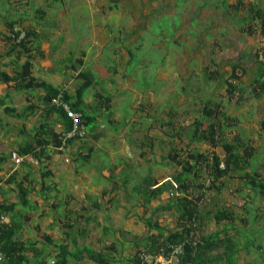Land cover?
I'll return each instance as SVG.
<instances>
[{
	"label": "rangeland",
	"instance_id": "374dc122",
	"mask_svg": "<svg viewBox=\"0 0 264 264\" xmlns=\"http://www.w3.org/2000/svg\"><path fill=\"white\" fill-rule=\"evenodd\" d=\"M237 1L0 0L1 68H13L9 57L16 53L6 55L7 20L17 19L18 25L40 31L33 38L43 49L33 65L38 78L70 93L81 81L76 77L80 70L93 71L96 79L84 97L96 113L94 129L86 127V134L68 146H49L41 159L24 156L25 162H16L12 152L19 155V145L33 142V127L44 114L39 98L43 91L13 92L12 82L1 88V94L13 93L10 102L17 111L29 102L38 105L26 119L0 107V157L6 156L0 160V186L5 190L0 200L17 201L19 181L32 187V204L19 206L24 222L19 237L33 241L30 258L53 264L59 245L65 244L71 250L87 246L102 252L106 264L126 261L145 249L132 241L158 232L148 220L164 226V234L179 227L178 208L164 206L187 196L200 212L195 239L232 223L228 231L239 246L236 261L264 264V195L252 190L238 170L213 185L208 164L213 153L223 157L224 149L189 137L196 119L202 127L210 121L203 115L204 106L219 102L226 113L221 121L227 139L245 141L252 154L248 171L264 180V94L258 98L252 92L256 78L264 74V40L245 6L235 8ZM243 1L264 8V0ZM234 65L239 78L229 93L225 79ZM97 93L110 97L109 119ZM52 117L48 121L60 132L62 124ZM173 147L181 160L189 151L204 153L207 159L197 175L189 174L187 190L174 182L145 203L136 191L144 177L151 175L160 184L181 170L165 157ZM13 171L16 178L6 182ZM41 193L49 194L48 199ZM221 207L232 211L230 221L214 220L212 214ZM68 263L98 264L85 251L77 261L69 257Z\"/></svg>",
	"mask_w": 264,
	"mask_h": 264
},
{
	"label": "trees",
	"instance_id": "16d2710c",
	"mask_svg": "<svg viewBox=\"0 0 264 264\" xmlns=\"http://www.w3.org/2000/svg\"><path fill=\"white\" fill-rule=\"evenodd\" d=\"M241 6H245L250 14L249 18L254 20L255 24L259 26L260 33L264 40V8L254 1L246 3L243 0H238L235 4V8L238 9ZM7 25L10 33L6 35L9 42V50L6 52V55L10 56L14 52L16 55L14 58L10 57L13 62L11 72L0 67V82H12L13 92L22 90L30 92L34 89H41L43 94H41L39 98L45 105L44 114L41 115L42 122L34 125L33 142L19 145L17 150L20 155L31 154L34 158L41 159L46 154L50 145H53L54 148L58 149L66 145L68 146L78 138L75 136L65 137L64 135L72 128V120L67 116L62 107L56 106L52 103V98L58 93L62 95L64 101L67 102L72 109L81 114V122L85 127H89V130L94 129L96 113L91 112L87 108L84 97L86 90L91 87L93 81L96 80L95 74L93 71L87 72L80 70L76 77L81 79V81L76 85L74 93H70L65 88L56 86L44 79L36 77L33 75L32 67L35 63V59L43 57V49L39 47L40 44L33 43V38L37 36L35 28H24L23 26H20V24L18 25L17 19H10L7 22ZM15 27L18 28L15 29ZM251 28V26L248 27L250 31ZM22 32L24 35L20 37ZM24 54L25 57L23 58ZM260 55L264 57V45ZM77 60L80 64L83 63L82 58H78ZM261 63L264 65V59H262ZM236 69L237 65H234L230 78L225 79L226 88L229 93H232L236 89L234 79L239 78ZM263 76L264 74H261L257 77V84L253 86L252 92L258 98L262 97L264 94ZM97 94L100 98V103L105 104L109 119L112 115L109 105L110 97L102 95L101 93ZM12 95L13 93L11 91H6L4 95H0V107H3V110L9 115H13L19 119H26L30 114L34 113L35 109L38 107L36 103L29 102L17 111L16 107L10 102ZM52 114H56L54 122H60L62 124V130L60 132L54 131L52 122L48 121V118L52 116ZM203 115L210 120L208 125L202 127L200 119H196L193 123V128L189 133L190 140L207 141L210 142L212 146L221 145L225 152L223 157L213 153L212 163L208 164L213 178L212 184L214 185V180L219 179L228 172L238 170L243 172V175L247 177V183L251 185L252 190H256L264 195V180H256V172L248 171L251 164L249 163V158L252 157V154L251 151L245 147V141L242 142L238 139L230 141L226 137L221 121V117H226V113L221 109L220 103L214 102L212 105L206 104L203 108ZM241 147L244 148L241 150ZM77 154L83 159L88 157V155H82L80 152H77ZM187 156L188 158L184 160L178 158L176 147H173L165 156L181 165V170L173 175L172 180L163 181L158 184L151 175L144 177L141 184L136 186V191L143 196L145 203H148L163 191L168 190L170 185L173 187L174 182L176 183V188L178 187L187 190L188 183L186 180L188 179L189 174L193 172L197 175L205 159H207L204 153L197 151H189ZM5 159L6 156L0 157V160ZM46 172L48 171H44L42 175L45 176ZM16 176L17 172L13 171L6 179V182H12ZM18 187L19 192L17 201L7 203L4 200H0V251L3 253V258L0 261V264H32L27 252L30 249H34L33 241L27 242L19 237V233L24 225L21 207L25 208L32 204V201L29 198L31 188L24 185L22 181L18 182ZM220 187L221 185L216 186L217 189ZM173 204H168L164 207L170 208L171 206H175L178 208L179 221L177 225L179 227L164 234V226L160 225L158 222L152 224L151 221L148 220V225L157 228L158 232L147 234L142 241L134 240L133 243L136 246L142 244L144 246L142 248L145 249L137 250L136 254L131 258L126 261L119 260L116 264H141L142 259L140 254L142 251L158 253L162 247L167 249L169 244L173 246H182L183 253L179 264H209L219 260H223L222 264H252L251 262L238 263L236 261V254L239 250V246L235 243L234 236L229 235L226 230H216L208 234H202L197 239L194 238L193 230L196 226V220L200 215V212L197 204L192 198L187 196L177 197ZM3 216L8 217V219H3ZM214 216L216 222H219L225 219H232L233 213L232 211L221 207L214 212ZM221 232H224V234L222 235ZM160 237H162L161 240ZM46 238L50 240L49 236H46ZM217 248L223 249L221 254L217 256L210 255L211 251ZM84 251L98 264H106V256L102 252H95L87 246L71 250L65 244L59 245L58 258L54 260L53 264H70L68 263L69 257L77 261L80 259L81 254ZM40 264H45V262L42 260ZM143 264L149 263L145 262Z\"/></svg>",
	"mask_w": 264,
	"mask_h": 264
},
{
	"label": "built area",
	"instance_id": "2783aa9c",
	"mask_svg": "<svg viewBox=\"0 0 264 264\" xmlns=\"http://www.w3.org/2000/svg\"><path fill=\"white\" fill-rule=\"evenodd\" d=\"M17 28L18 27H15V29ZM23 35L24 33L22 32L20 34V37ZM52 103L56 106L62 107L67 116L72 120V128L64 134L65 137H83L87 131L85 125L81 122V114L72 109L70 105L64 101L60 93L52 98ZM12 157L16 162H20L21 160V157L17 155L16 152H12ZM182 253L183 248L181 245L173 246L171 244L167 246V249H164L162 247L158 253H148L142 251L140 254V257L142 259L141 264L145 262L149 264H179ZM2 258L3 253L0 251V261L2 260Z\"/></svg>",
	"mask_w": 264,
	"mask_h": 264
},
{
	"label": "crops",
	"instance_id": "0c3cea01",
	"mask_svg": "<svg viewBox=\"0 0 264 264\" xmlns=\"http://www.w3.org/2000/svg\"><path fill=\"white\" fill-rule=\"evenodd\" d=\"M9 20H7V22H8ZM35 30H36V32H37V35H38V32L40 33V31H39V29L38 28H36L35 27ZM42 49V48H41ZM11 58H13V57H11ZM9 59H10V57H9ZM8 59V60H9ZM36 60H39V59H35V61ZM42 61V60H41ZM36 63V62H35ZM43 66V65H42ZM43 68H46V67H43ZM5 69V68H4ZM7 71H9L8 69H6ZM32 70H33V67H32ZM33 75H35L36 77H38L34 72H33ZM45 80V79H44ZM47 81V80H46ZM49 82V81H48ZM51 83V82H50ZM0 95H4V94H1V88L4 86V83H1L0 82ZM3 84V85H2ZM41 90V89H40ZM16 92V91H15ZM17 92H19V91H17ZM20 93V92H19ZM43 94V93H42ZM39 97H40V95H39ZM35 111H36V109H35ZM34 111V112H35ZM42 115H43V113H42ZM53 115V117H52V119H53V121L56 119L55 117H56V114H52ZM21 119V118H20ZM40 122H42V120H41V117H40ZM36 123H39V122H36ZM33 135H34V127H33ZM52 148H54L53 147V145H50ZM13 152H15V151H13ZM19 154V153H18ZM20 155V154H19ZM26 157V156H31V158L33 157L31 154H27V155H20V157H21V161L20 162H25V160H23V157ZM34 158V157H33ZM14 181V180H13ZM12 181V182H13ZM27 186V185H26ZM30 188H32V187H30ZM40 189H42V187H40ZM48 189V188H47ZM4 192H5V190L3 189V187L2 186H0V196L2 197V196H4ZM18 192H19V187H18ZM39 192H41L40 190H39ZM41 195H42V197L44 198L45 197V199H48V195L49 194H47V195H44V194H42L41 193ZM42 199V198H41ZM73 211H74V213H75V209H72ZM229 210V209H228ZM229 211H231V210H229ZM213 215V218H214V220H215V216H214V213L212 214ZM86 218V217H85ZM226 220V219H225ZM229 221L231 220V219H228ZM216 221V220H215ZM222 221H224V220H222ZM217 223H222L221 221H219V222H217ZM68 225H71V223H69ZM72 226V225H71ZM71 226H69V227H71ZM233 227V224L232 223H226V222H224V224H222L219 228H216L214 231H216V230H226V232L229 234V235H233V234H230V232L228 231L229 229H231ZM214 231H211V232H214ZM211 232H208V233H211ZM207 232H205V233H202V234H208ZM201 234V235H202ZM221 234L223 235L224 234V232H221ZM133 242V241H132ZM220 249V250H219ZM223 251V249H221V248H217V249H215V250H212L211 251V254L210 255H212V256H217V255H219V254H221V252ZM239 251V250H238ZM237 251V252H238ZM30 261H31V263L32 264H40L41 262H42V259H41V257L38 259V257L37 256H35V258H30ZM222 262H223V260H219V261H217V262H211V263H209V264H222ZM241 263H243V262H241ZM46 264V263H45ZM253 264V263H252Z\"/></svg>",
	"mask_w": 264,
	"mask_h": 264
}]
</instances>
